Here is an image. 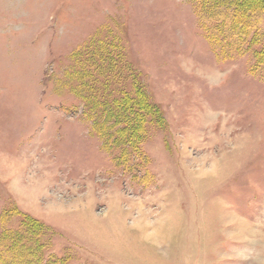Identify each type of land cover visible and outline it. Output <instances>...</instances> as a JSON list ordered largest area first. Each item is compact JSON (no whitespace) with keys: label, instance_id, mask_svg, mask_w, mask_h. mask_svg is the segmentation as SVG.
<instances>
[{"label":"rangeland","instance_id":"374dc122","mask_svg":"<svg viewBox=\"0 0 264 264\" xmlns=\"http://www.w3.org/2000/svg\"><path fill=\"white\" fill-rule=\"evenodd\" d=\"M219 20L0 0V264H264V45L218 55Z\"/></svg>","mask_w":264,"mask_h":264},{"label":"trees","instance_id":"16d2710c","mask_svg":"<svg viewBox=\"0 0 264 264\" xmlns=\"http://www.w3.org/2000/svg\"><path fill=\"white\" fill-rule=\"evenodd\" d=\"M192 1L197 6V10L203 21L209 20L208 23H210L211 21H218L220 19L219 23L213 24V27H211L210 30H207L209 33L207 39L214 47L215 52L218 50V55H228L229 57L232 53H238L240 55L252 53L253 45L259 42H262L264 45V36H262L260 30H258V26L260 25V19L258 18L264 16V5L258 4V6L255 5V7H251L249 9L246 6L248 4V1H250V3H256V0ZM91 49V46L86 47L85 54L87 55V58L91 57ZM95 53L104 55V48L102 46H97ZM253 57L258 66L264 65V47L258 51L255 50L253 52ZM130 70L134 78L138 81V79H140V75L137 73V70L132 67L130 68ZM116 103L118 112H121L123 108V110L127 112L128 116H131L133 114V116L136 117L135 125L133 128H138V126L142 123V120L138 118V115H134V112L130 109V107L122 105L120 101H117ZM100 109H102V106L100 107ZM88 110L90 120V117H92L93 113L91 112L92 109ZM138 110L139 108H137V111ZM124 116L125 114L120 116V114L118 113L119 119L117 120L121 121L123 118H125Z\"/></svg>","mask_w":264,"mask_h":264},{"label":"bare ground","instance_id":"6f19581e","mask_svg":"<svg viewBox=\"0 0 264 264\" xmlns=\"http://www.w3.org/2000/svg\"><path fill=\"white\" fill-rule=\"evenodd\" d=\"M157 239V238H156Z\"/></svg>","mask_w":264,"mask_h":264}]
</instances>
